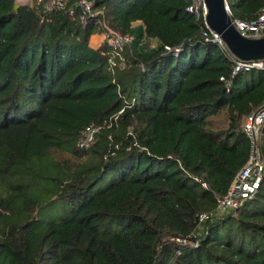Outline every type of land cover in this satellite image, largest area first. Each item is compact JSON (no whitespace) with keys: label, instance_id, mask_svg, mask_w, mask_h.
Segmentation results:
<instances>
[{"label":"trees","instance_id":"1","mask_svg":"<svg viewBox=\"0 0 264 264\" xmlns=\"http://www.w3.org/2000/svg\"><path fill=\"white\" fill-rule=\"evenodd\" d=\"M16 1L0 0V264H264V180L197 217L249 157L241 121L264 106V69L231 78L192 0L98 1L86 26ZM229 4L264 14V0ZM109 30L134 36L120 55L90 45ZM225 109L228 128L212 129ZM193 232L197 247L171 240Z\"/></svg>","mask_w":264,"mask_h":264},{"label":"built area","instance_id":"2","mask_svg":"<svg viewBox=\"0 0 264 264\" xmlns=\"http://www.w3.org/2000/svg\"><path fill=\"white\" fill-rule=\"evenodd\" d=\"M98 1L106 0H31V4L42 8L46 13L52 11H66L71 20H79L83 26L92 19H98L104 14L102 7L98 6ZM227 12L232 24L246 37L259 38L264 36V14L250 19L242 20L234 18L230 8L229 0H225ZM187 10L197 16L203 17L205 27L202 28V36L205 41L218 45L229 57L232 65L231 78L240 72L251 71L252 69H264V59L243 60L233 53L221 34L213 30L206 21L208 13L205 0H192ZM134 36L125 34L118 30H109L103 33V43L107 44L113 53L120 55L126 45L132 43ZM151 46H153L151 44ZM166 49L172 51L170 46ZM178 49H176V53ZM123 59V58H121ZM121 65H125L121 60ZM115 64V63H114ZM225 76L221 80L229 89L232 79ZM242 129L249 140V157L245 164L235 174L227 192L216 195V208L210 212L204 211L197 214L199 223L211 218L213 215H223L241 207L247 200L253 199L264 180V106L253 110L245 116ZM99 130L97 127H89L82 132L81 145L91 142L93 135ZM206 186V183H204ZM171 240L182 243L185 246L197 247L200 243V233L193 232L187 237H171ZM180 253V251H179Z\"/></svg>","mask_w":264,"mask_h":264},{"label":"water","instance_id":"3","mask_svg":"<svg viewBox=\"0 0 264 264\" xmlns=\"http://www.w3.org/2000/svg\"><path fill=\"white\" fill-rule=\"evenodd\" d=\"M205 3L208 25L221 34L235 55L243 60L264 59V36L251 38L242 35L232 24L225 0H205ZM18 7L14 5L15 9Z\"/></svg>","mask_w":264,"mask_h":264},{"label":"rangeland","instance_id":"4","mask_svg":"<svg viewBox=\"0 0 264 264\" xmlns=\"http://www.w3.org/2000/svg\"><path fill=\"white\" fill-rule=\"evenodd\" d=\"M18 1V4H21V5H25V4H30L31 3V0H17ZM29 1H30V3H29ZM230 1V3H233V1L234 0H229ZM20 5V6H21ZM146 44H152V45H156V42L155 43H153V41L152 40H150V39H147V41H146ZM211 124H210V126H211V128L212 129H214V130H220V129H222V128H228V126H229V115H228V111L225 109V110H223L220 114H218V115H216V116H213V117H211ZM244 120H245V118H243L242 119V121H241V126L243 125V123H244ZM63 156H67L68 155V153H61ZM106 185V183L101 187V188H103L104 186ZM100 187V186H99ZM64 208H63V206H62V204H60L59 206H58V210H63ZM70 210H71V208H70V206H69V209H67L64 213H63V215H67L69 212H70ZM46 214H48L49 216H50V213H46ZM59 214V212L57 211V210H55L51 215H55V216H57Z\"/></svg>","mask_w":264,"mask_h":264},{"label":"crops","instance_id":"5","mask_svg":"<svg viewBox=\"0 0 264 264\" xmlns=\"http://www.w3.org/2000/svg\"><path fill=\"white\" fill-rule=\"evenodd\" d=\"M140 22H136L135 25H139ZM153 43L156 42V40H153ZM103 44V34H93L90 39V45L94 48H98Z\"/></svg>","mask_w":264,"mask_h":264},{"label":"bare ground","instance_id":"6","mask_svg":"<svg viewBox=\"0 0 264 264\" xmlns=\"http://www.w3.org/2000/svg\"><path fill=\"white\" fill-rule=\"evenodd\" d=\"M20 5H21V4H18V1H16L15 6L18 7V6H20Z\"/></svg>","mask_w":264,"mask_h":264}]
</instances>
